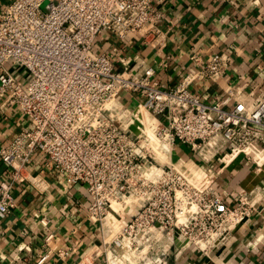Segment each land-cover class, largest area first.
<instances>
[{
    "label": "built area",
    "instance_id": "built-area-1",
    "mask_svg": "<svg viewBox=\"0 0 264 264\" xmlns=\"http://www.w3.org/2000/svg\"><path fill=\"white\" fill-rule=\"evenodd\" d=\"M154 1L11 0L0 8V112L11 108L30 122L0 147L9 170L0 177V220L15 206L17 183L37 184L27 168L38 155L45 168L84 188L93 222L113 213L112 202L140 196L137 212L109 245L103 241L102 264H164L173 244L206 252L202 239L217 248L249 216L246 199L227 206L210 176L193 185L167 163L154 173V138L162 151L178 142L205 164L226 165L240 155L257 167L264 162V98L252 110L243 103L227 109L226 100L205 103L185 83L161 89L150 68L140 76L116 73L111 58L94 50L102 31L118 39L157 32ZM224 66L215 54L200 78L216 81ZM121 93L139 94L159 131L124 130ZM185 209L188 216L179 222Z\"/></svg>",
    "mask_w": 264,
    "mask_h": 264
},
{
    "label": "crops",
    "instance_id": "crops-1",
    "mask_svg": "<svg viewBox=\"0 0 264 264\" xmlns=\"http://www.w3.org/2000/svg\"><path fill=\"white\" fill-rule=\"evenodd\" d=\"M10 1L0 0V8ZM153 11L155 33L118 39L102 31L96 38L94 50L111 58L116 73L140 76L150 68L161 89L185 83L205 103L226 100L227 109L243 103L252 110L264 98V0H155ZM215 54L225 59L222 75L201 79ZM10 70L20 75L13 66ZM117 101L127 109L142 97L121 93ZM29 127L14 109L0 112V147ZM170 151L175 171L193 185L210 176L212 190L227 206L244 198L251 211L217 248L189 247L164 256V264H264V162L257 167L240 155L226 165L205 164L178 142ZM44 161L38 155L28 165L36 185L26 181L13 188L15 206L0 220V264H102L105 232L87 217L90 198ZM8 176L0 161V177Z\"/></svg>",
    "mask_w": 264,
    "mask_h": 264
},
{
    "label": "rangeland",
    "instance_id": "rangeland-1",
    "mask_svg": "<svg viewBox=\"0 0 264 264\" xmlns=\"http://www.w3.org/2000/svg\"><path fill=\"white\" fill-rule=\"evenodd\" d=\"M8 68L10 69L11 66L8 65ZM25 77V76H24ZM25 79V78H24ZM117 104L119 105L120 108H122L121 111V119H122V127L124 128V130L128 131H144L143 130V125L142 122H140L137 118L134 117V113L136 111H138L140 108H142L141 112H143L144 114H146L147 119H148V126H149V131H159V126L157 121H155V119L153 118L152 114H150L149 112H147L145 109H143L142 106H140L139 104H137L136 106L133 107H128L126 109V107H123L122 105H120V103L117 101ZM152 149H153V161L151 162V167H153L152 169L154 170V173H156L157 175L161 173V171L166 167L165 165H170L173 168V155L170 152L166 153L164 151L161 150L160 146L161 144L156 140V138H154V141L151 143ZM167 163V164H166ZM145 175H148L150 173V170L144 168L142 170ZM116 203H118L119 205H117V207H119L118 212H116L115 215H111L113 217L110 216V214L107 215L106 219H104L103 221H101V225L103 227L104 223L108 220V218L117 220V225H118V229L116 231H114V234L111 233V231L109 232L108 229L104 228V234H105V243L106 245H109L111 240L118 234L120 227L123 226V224L128 221V219L130 218L131 215L135 214L138 210V206L140 203V196L137 195H126L121 201H116ZM112 204V203H111ZM126 207L128 209H126ZM189 209V207H186ZM187 209H185V211L183 212L182 215L178 216V219L180 218V216H185V219L188 216V213L186 211ZM221 233V232H220ZM219 234V232L217 233ZM216 234V235H217ZM216 235H212V237H215ZM208 238L207 239H202L200 241V245L204 251H211L215 248L210 249L209 245H208ZM182 244L184 245L185 240L182 239ZM175 244L170 245V249L167 252V255L169 256H173V255H177L179 253L178 248H175ZM219 246V245H218ZM86 263H88V261H86Z\"/></svg>",
    "mask_w": 264,
    "mask_h": 264
},
{
    "label": "bare ground",
    "instance_id": "bare-ground-1",
    "mask_svg": "<svg viewBox=\"0 0 264 264\" xmlns=\"http://www.w3.org/2000/svg\"><path fill=\"white\" fill-rule=\"evenodd\" d=\"M140 109L142 110V108H140ZM140 109L134 113V117L137 118L140 122H142L143 130L145 131V133L147 135H149L151 131H149L150 129H149L148 122H147L148 121L147 116H146V114L141 112ZM117 205H119V204L116 202H112L111 210L113 211V213L118 212L119 207H117ZM126 209H128V208L126 207ZM113 213L110 214V216L113 215ZM111 217H113V216H111ZM178 220H179V222H183L185 220V216H180V218ZM116 221L117 220L108 218V220L104 223L103 227L108 229L109 232L111 231V233L114 234V231H116L118 229V225H117Z\"/></svg>",
    "mask_w": 264,
    "mask_h": 264
}]
</instances>
